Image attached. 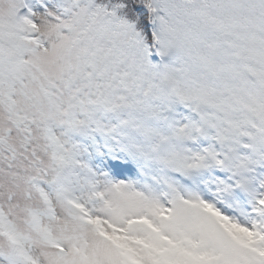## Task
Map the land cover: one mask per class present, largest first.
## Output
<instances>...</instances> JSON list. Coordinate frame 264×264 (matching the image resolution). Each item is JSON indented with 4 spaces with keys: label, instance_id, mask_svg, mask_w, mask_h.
<instances>
[{
    "label": "snow or ice",
    "instance_id": "1",
    "mask_svg": "<svg viewBox=\"0 0 264 264\" xmlns=\"http://www.w3.org/2000/svg\"><path fill=\"white\" fill-rule=\"evenodd\" d=\"M0 264H264V0H0Z\"/></svg>",
    "mask_w": 264,
    "mask_h": 264
}]
</instances>
